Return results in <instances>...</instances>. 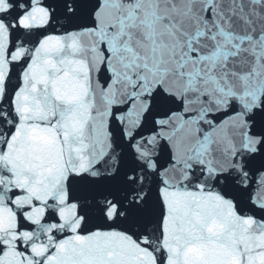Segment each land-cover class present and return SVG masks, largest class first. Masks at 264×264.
I'll return each mask as SVG.
<instances>
[{
    "label": "snow or ice",
    "instance_id": "obj_1",
    "mask_svg": "<svg viewBox=\"0 0 264 264\" xmlns=\"http://www.w3.org/2000/svg\"><path fill=\"white\" fill-rule=\"evenodd\" d=\"M0 264H264V0H0Z\"/></svg>",
    "mask_w": 264,
    "mask_h": 264
}]
</instances>
